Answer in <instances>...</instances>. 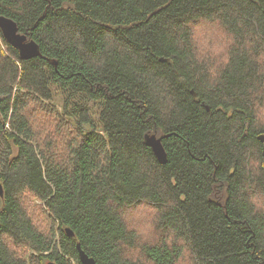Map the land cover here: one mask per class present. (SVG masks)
<instances>
[{
  "label": "trees",
  "instance_id": "1",
  "mask_svg": "<svg viewBox=\"0 0 264 264\" xmlns=\"http://www.w3.org/2000/svg\"><path fill=\"white\" fill-rule=\"evenodd\" d=\"M0 16L41 52L0 29V264H81L78 244L97 264H264V0H0ZM141 206L157 242L126 220Z\"/></svg>",
  "mask_w": 264,
  "mask_h": 264
},
{
  "label": "water",
  "instance_id": "2",
  "mask_svg": "<svg viewBox=\"0 0 264 264\" xmlns=\"http://www.w3.org/2000/svg\"><path fill=\"white\" fill-rule=\"evenodd\" d=\"M0 29L9 44L19 51L20 57L24 60H29L31 58L41 56L39 46L36 42L28 40L27 36L19 33L17 24L4 16H0ZM146 142L153 149L157 159L161 164L167 162V155L162 144L163 138H158L156 135H147ZM258 140L262 143L263 147V158H264V134L258 136ZM0 196H4L3 187L0 184ZM69 235H74L69 229L66 230ZM79 252V258L81 264H97L94 258L90 257L81 247L80 244L77 245ZM48 264H55L50 262Z\"/></svg>",
  "mask_w": 264,
  "mask_h": 264
},
{
  "label": "rangeland",
  "instance_id": "3",
  "mask_svg": "<svg viewBox=\"0 0 264 264\" xmlns=\"http://www.w3.org/2000/svg\"><path fill=\"white\" fill-rule=\"evenodd\" d=\"M211 31H213V29H206V26H204V25L197 27V29L195 31V36H196V34L198 36L201 33V37H200L201 41H196V42L200 45L201 49L204 48V42L202 41L203 40V33L208 34ZM212 38L216 44V47L213 48L214 49V55H218L222 50V48L219 46L220 39L217 36H213ZM207 50H210V49L207 48ZM222 54H223V50H222ZM204 55H206V54H204ZM223 59H225V57ZM87 127H89V126H87ZM52 129H53V126L49 125L46 132H50ZM65 142L68 143V140H66ZM65 147L66 146L61 145L59 147V150L60 149L63 150ZM55 153L57 155V158H59L60 155L57 154V152H55ZM28 201L33 206V204H32L33 199L29 198ZM261 201L262 200H260V204H261ZM33 203L35 204V206H39V207L41 206L37 200H34ZM262 203L264 204V201H262ZM38 212L39 211L36 210V213H38ZM154 217H155V214H154L153 210H151L150 208H147L145 206L138 207L134 211L126 214V220L131 225V227L139 232L141 238L144 241H152V243L157 242L160 239L159 233L156 237L155 232L153 231V229H154ZM39 220L41 221V218ZM47 222L48 221H46V223ZM52 228L56 229V225L53 224Z\"/></svg>",
  "mask_w": 264,
  "mask_h": 264
},
{
  "label": "bare ground",
  "instance_id": "4",
  "mask_svg": "<svg viewBox=\"0 0 264 264\" xmlns=\"http://www.w3.org/2000/svg\"><path fill=\"white\" fill-rule=\"evenodd\" d=\"M80 260V259H79Z\"/></svg>",
  "mask_w": 264,
  "mask_h": 264
}]
</instances>
